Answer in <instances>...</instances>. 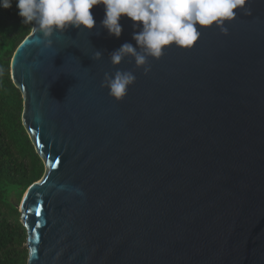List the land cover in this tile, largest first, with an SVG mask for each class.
I'll return each mask as SVG.
<instances>
[{"label":"water","instance_id":"1","mask_svg":"<svg viewBox=\"0 0 264 264\" xmlns=\"http://www.w3.org/2000/svg\"><path fill=\"white\" fill-rule=\"evenodd\" d=\"M91 11L97 28L48 48L31 30L11 58L45 166L20 202L27 264H264V0L147 74L110 61L134 22L116 38ZM117 70L136 76L120 102L101 86Z\"/></svg>","mask_w":264,"mask_h":264},{"label":"clouds","instance_id":"2","mask_svg":"<svg viewBox=\"0 0 264 264\" xmlns=\"http://www.w3.org/2000/svg\"><path fill=\"white\" fill-rule=\"evenodd\" d=\"M15 3L17 15L23 25H31L41 39L36 42L51 47L57 33L65 34L69 28L91 31L97 28L91 9L103 5L104 18L99 28L119 38L122 17L133 21L132 43H124L109 54L113 66L126 57L134 59L137 68L145 74L151 69L149 57L159 59L168 46L191 48L201 35L198 28L217 26L227 32L225 21H231L238 10L244 9L246 0H0V8L11 9ZM103 57L95 52V59ZM136 76L131 71L117 70L105 73L101 83L108 95L122 101ZM58 103V102H57ZM24 195V194H23Z\"/></svg>","mask_w":264,"mask_h":264},{"label":"trees","instance_id":"3","mask_svg":"<svg viewBox=\"0 0 264 264\" xmlns=\"http://www.w3.org/2000/svg\"><path fill=\"white\" fill-rule=\"evenodd\" d=\"M17 12L15 3L0 8V264H27V232L17 203L45 172L22 125L23 99L10 76L11 58L32 30Z\"/></svg>","mask_w":264,"mask_h":264},{"label":"rangeland","instance_id":"4","mask_svg":"<svg viewBox=\"0 0 264 264\" xmlns=\"http://www.w3.org/2000/svg\"><path fill=\"white\" fill-rule=\"evenodd\" d=\"M21 199V198H20ZM22 200V199H21ZM21 200H19V202L17 203V208H18V211L20 212V202H21ZM26 245V244H25Z\"/></svg>","mask_w":264,"mask_h":264}]
</instances>
